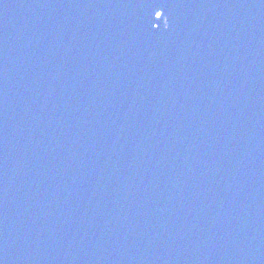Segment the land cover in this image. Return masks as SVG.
<instances>
[{
  "label": "water",
  "instance_id": "95a60500",
  "mask_svg": "<svg viewBox=\"0 0 264 264\" xmlns=\"http://www.w3.org/2000/svg\"><path fill=\"white\" fill-rule=\"evenodd\" d=\"M0 264H264V0H0Z\"/></svg>",
  "mask_w": 264,
  "mask_h": 264
},
{
  "label": "snow or ice",
  "instance_id": "6c2138e0",
  "mask_svg": "<svg viewBox=\"0 0 264 264\" xmlns=\"http://www.w3.org/2000/svg\"><path fill=\"white\" fill-rule=\"evenodd\" d=\"M157 14H159V18L163 15V13L160 12V11H156V12H155V16H157Z\"/></svg>",
  "mask_w": 264,
  "mask_h": 264
}]
</instances>
